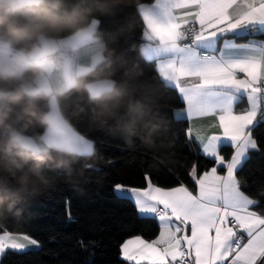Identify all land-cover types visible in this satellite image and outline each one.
<instances>
[{
  "label": "trees",
  "instance_id": "trees-1",
  "mask_svg": "<svg viewBox=\"0 0 264 264\" xmlns=\"http://www.w3.org/2000/svg\"><path fill=\"white\" fill-rule=\"evenodd\" d=\"M53 2L19 8L0 23V39L13 50L30 53L40 36L22 37L20 30L29 16L50 10ZM150 2L60 0L57 15L75 12V26L61 25L43 34L52 40L65 38L93 20L99 22L93 41L105 45L103 59L58 95L68 124L93 143L89 155L57 148L34 153L18 142L6 153L11 132L31 138L45 133L50 105L43 92L20 93L15 103L0 97V104L11 108L7 117L0 115V229L25 232L40 242L38 249L7 251L0 264H128L121 258L120 244L137 235L151 241L160 229L156 219L141 218L130 200L117 198L113 186L143 187L147 174L160 187L182 182L194 190L189 176L193 165L197 174L214 166L186 138L188 122L172 117L184 105L141 51L146 41L139 6ZM254 38L264 40V35ZM24 78L31 79L32 72ZM104 79L113 87L92 98L87 85ZM20 83L4 81L0 88L15 93ZM253 135L261 150L249 154L237 176L242 190L259 199L264 194V123L257 124ZM232 151L225 147L222 154L227 158ZM13 159L17 165L9 163Z\"/></svg>",
  "mask_w": 264,
  "mask_h": 264
},
{
  "label": "snow or ice",
  "instance_id": "snow-or-ice-1",
  "mask_svg": "<svg viewBox=\"0 0 264 264\" xmlns=\"http://www.w3.org/2000/svg\"><path fill=\"white\" fill-rule=\"evenodd\" d=\"M145 4V58L184 105L172 117H212L208 127L222 134L195 125L185 130L214 165L199 176L193 165L195 192L182 182L160 187L147 174L143 187L113 186L117 198L130 200L141 218L156 219L160 229L151 241L139 235L123 241L121 258L128 264H264V209L254 210L264 194H248L237 176L249 154L261 150L253 131L264 123V40L254 37L264 35V0ZM246 37L253 38L236 42ZM245 101L247 107L237 111ZM93 146L84 142L78 151L88 155ZM225 147L233 150L227 158ZM30 247H40L32 235L0 229V256Z\"/></svg>",
  "mask_w": 264,
  "mask_h": 264
},
{
  "label": "crops",
  "instance_id": "crops-1",
  "mask_svg": "<svg viewBox=\"0 0 264 264\" xmlns=\"http://www.w3.org/2000/svg\"><path fill=\"white\" fill-rule=\"evenodd\" d=\"M41 1L42 0H28V2L20 8L32 4H39V2ZM145 11L146 4L140 5L139 13L143 21ZM98 24L99 22L97 20H93L90 23V26L84 27L83 29H80L74 34L65 38L52 40L51 38L43 36V42L47 43L49 49H54L56 51L62 48H68L73 52L74 58L68 62H65L64 65L61 66V68L59 69H56L54 66H52L50 71L46 72L39 80H32L31 91L26 93H46L49 96L48 105H50V112L48 116H46L48 121V127L47 129H45L46 131L42 136L31 138L28 136L21 135L14 131L10 133L11 136L15 134L18 137V144H21L26 149L34 153L45 152L50 148H57L60 150L69 151L68 148H70V146L75 147V145L82 144L85 142L81 138V135L74 129H72L70 124H68L67 120L63 117L60 106L58 105V95L76 85L78 80L77 78L87 73L89 70H91V68L94 67L95 64H97L103 59L105 45L101 42L93 41V35L96 30V27H98ZM37 47L41 49H43L44 47V43H42L41 37H39L38 39ZM144 49L145 45L143 49H141L145 57ZM18 53H20V51L13 50L10 47V44L0 39V63H7L11 61ZM43 59L44 57L41 54L37 53L33 56V64L39 63ZM113 85L114 83L112 81L104 79L102 81L88 84L87 91L93 98L101 91L107 90L105 88L111 89ZM241 105H245V109L247 107V102L245 101L244 103L237 105V111H240L238 109H240L239 106ZM183 108L179 110H182ZM212 120V117H205L195 121H188L187 124L189 127L195 125L196 127L202 128L206 134H222L220 129L208 127ZM192 141L194 142V140ZM74 152L82 154L79 151L74 150ZM220 174L224 173L220 172ZM197 175L199 176L200 174ZM196 190L197 189L195 188L192 191L195 192ZM31 248L36 249V247Z\"/></svg>",
  "mask_w": 264,
  "mask_h": 264
},
{
  "label": "clouds",
  "instance_id": "clouds-1",
  "mask_svg": "<svg viewBox=\"0 0 264 264\" xmlns=\"http://www.w3.org/2000/svg\"><path fill=\"white\" fill-rule=\"evenodd\" d=\"M28 0H0V23H2L8 16L15 13L21 6L25 5ZM61 7L60 0H54L51 4L50 10L43 12L33 13L27 18V23L20 30L22 37L30 35L40 36L42 43H44L43 49L34 47L31 53L25 54L23 51L18 53L11 61L7 63H0V82L10 80H20L21 83L15 93L5 92L3 88H0V97H7L8 103H15L19 99V94L24 92H30L32 88V80H39L46 72L50 71L54 62L47 57L50 56L55 50L49 49L46 42H43V34L48 29H54L61 25L75 26L76 13L66 14L64 17L57 15V10ZM41 54L44 59L36 64H33V56L35 54ZM31 71L32 78L25 79V73ZM11 112V108L8 104H0V115L7 117ZM18 142V137L13 134L8 148L5 152L10 154L11 147ZM10 164L17 165V161L10 160Z\"/></svg>",
  "mask_w": 264,
  "mask_h": 264
},
{
  "label": "built area",
  "instance_id": "built-area-1",
  "mask_svg": "<svg viewBox=\"0 0 264 264\" xmlns=\"http://www.w3.org/2000/svg\"><path fill=\"white\" fill-rule=\"evenodd\" d=\"M49 60L53 61V66L56 69L61 68L65 62H68L74 58L73 52L68 48H62L53 52L50 56L47 57Z\"/></svg>",
  "mask_w": 264,
  "mask_h": 264
},
{
  "label": "rangeland",
  "instance_id": "rangeland-1",
  "mask_svg": "<svg viewBox=\"0 0 264 264\" xmlns=\"http://www.w3.org/2000/svg\"><path fill=\"white\" fill-rule=\"evenodd\" d=\"M105 89H107V90H103V91H101L99 94H97L96 96H98V95H100L101 93H103V92H106V91H109V89L108 88H105ZM95 97V96H94ZM82 139H83V141H85V142H91V141H89L88 139H86V138H84V137H81ZM78 145L79 144H77V145H75V147L74 146H70V148H68L69 149V151L70 152H73V153H77V152H74V150L75 151H78ZM68 151V152H69ZM69 152V153H70ZM80 152V151H79ZM92 153V152H91ZM89 155V154H88ZM34 248H29V249H27V250H33ZM36 249H38V248H36Z\"/></svg>",
  "mask_w": 264,
  "mask_h": 264
}]
</instances>
